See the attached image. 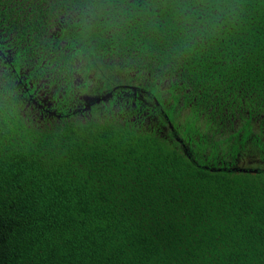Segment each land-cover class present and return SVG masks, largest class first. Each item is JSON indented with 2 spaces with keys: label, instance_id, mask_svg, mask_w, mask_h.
Masks as SVG:
<instances>
[{
  "label": "trees",
  "instance_id": "16d2710c",
  "mask_svg": "<svg viewBox=\"0 0 264 264\" xmlns=\"http://www.w3.org/2000/svg\"><path fill=\"white\" fill-rule=\"evenodd\" d=\"M5 6L14 64L53 55L66 89L90 74L97 93L130 89L158 122L187 123L161 135L64 111L34 128L4 81L0 264H264V0ZM246 155L257 166H235Z\"/></svg>",
  "mask_w": 264,
  "mask_h": 264
},
{
  "label": "rangeland",
  "instance_id": "374dc122",
  "mask_svg": "<svg viewBox=\"0 0 264 264\" xmlns=\"http://www.w3.org/2000/svg\"><path fill=\"white\" fill-rule=\"evenodd\" d=\"M0 1L1 4L6 5L7 0ZM1 11L2 6L0 5V86L4 81H8V84L11 85L10 89L18 93L22 115L30 118L34 128L50 127V125L56 124L64 111L70 114L68 116L82 121L109 116H116L120 121L129 118L130 122L145 130L161 128L162 125H165L164 121H157L153 113L155 110L151 105L146 104L142 108H137L141 98L137 97L130 89L120 90L114 95H110L108 92L97 93L96 86H100L101 80L90 74L84 80L81 73L73 72L72 85L66 89L63 80L65 72L63 71L61 74L60 64L51 61L53 55L42 59L40 64L36 60L38 58L14 64L15 57H20V55H16L23 49V45L16 41L15 32L8 33L7 23L3 22L4 16L1 15ZM12 67H16V69ZM94 102H97V105H94L96 104ZM60 103H63L62 106ZM263 118L264 113H261L252 120L254 131L264 130ZM185 123H187L185 117H178L173 128L179 134H183ZM208 152L207 150L205 154ZM197 153L199 158L206 160L210 165L212 164V157L209 160L202 157L200 148L197 149ZM226 161L222 163V160H218V164H230L231 162L229 157ZM235 162L238 166L246 167L258 164L256 159L247 155L238 157Z\"/></svg>",
  "mask_w": 264,
  "mask_h": 264
},
{
  "label": "flooded vegetation",
  "instance_id": "af4514ba",
  "mask_svg": "<svg viewBox=\"0 0 264 264\" xmlns=\"http://www.w3.org/2000/svg\"><path fill=\"white\" fill-rule=\"evenodd\" d=\"M1 6H2V10H5L6 9V6H5V4H1ZM136 97V96H135ZM95 100H97L98 101V99H95ZM94 103H96V104H94V105H97V102H94ZM155 109V108H154ZM153 113H156L155 111H153ZM68 116V115H67ZM162 121H164V120H162ZM165 122V121H164ZM158 126H160V125H158ZM166 126H169V128H166ZM173 124L171 123H167L166 124V122H165V125H162L161 126V128H155L156 130H158V132L161 134V135H164V134H167V133H169V135L171 134L170 132L172 131V130H175L174 128H173ZM185 128V127H184ZM151 129H154V128H151ZM183 132H184V130H183ZM178 133V132H177ZM178 135L179 136H181L182 135V133L181 134H179L178 133ZM184 135V134H183ZM182 135V137H184ZM190 145H192V144H190ZM237 164H236V162H235V166H236ZM238 166V165H237ZM257 166V165H256ZM238 167H241V168H250V167H246V166H238ZM251 167H255V166H251Z\"/></svg>",
  "mask_w": 264,
  "mask_h": 264
}]
</instances>
